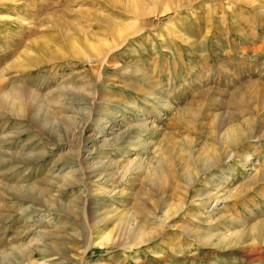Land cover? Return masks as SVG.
<instances>
[{"label": "rangeland", "instance_id": "obj_1", "mask_svg": "<svg viewBox=\"0 0 264 264\" xmlns=\"http://www.w3.org/2000/svg\"><path fill=\"white\" fill-rule=\"evenodd\" d=\"M262 233L264 0H0V264H264Z\"/></svg>", "mask_w": 264, "mask_h": 264}, {"label": "bare ground", "instance_id": "obj_2", "mask_svg": "<svg viewBox=\"0 0 264 264\" xmlns=\"http://www.w3.org/2000/svg\"><path fill=\"white\" fill-rule=\"evenodd\" d=\"M88 42V41H87ZM98 43V42H97ZM33 46H34V48H32L31 46H27V45H25L26 47H25V52L24 53H26L27 52V54H32L34 51H37V52H39L40 54V56H43L44 55V53L43 52H41L45 47H46V42L44 41V40H38V41H36V42H34L33 44H32ZM49 49V48H48ZM76 49H78V47L76 48ZM79 50V49H78ZM80 51L81 50H79V55H80ZM71 53H73V51L71 52ZM77 53H78V51H77ZM62 54V53H61ZM70 54V53H69ZM81 54H83V53H81ZM74 55V54H73ZM78 55V54H77ZM76 55V56H77ZM25 56V55H24ZM24 56H21V57H24ZM27 56V55H26ZM52 56V55H51ZM81 57V56H80ZM27 59V58H26ZM77 59H79V58H77ZM84 59H86V57L84 58ZM93 59V58H92ZM90 60H91V57H90ZM49 62V61H48ZM43 64V63H42ZM15 91V90H14ZM13 91V92H14ZM24 92H25V87L24 86H22V97H23V114H24V117L26 116V112H28V110H32V107L31 108H29V109H27V106H26V101H25V95H24ZM30 92V91H29ZM62 92H68V90L67 89H64ZM84 92V91H83ZM9 93V92H8ZM57 93H58V91H57ZM7 94V93H6ZM11 96H12V94L11 93H9ZM15 94H17V96H18V92H16ZM8 95V94H7ZM6 95V96H7ZM10 95H9V97H10ZM64 95V94H63ZM63 95H61V97H62V99H63ZM15 96V95H14ZM65 96V95H64ZM4 97V96H3ZM13 97V96H12ZM77 97V96H76ZM81 98L82 99H80V100H78L79 102H82V104L83 105H85L86 106V112H89L88 113V115L87 116H84V124L81 126V128L79 129L81 132H82V134H83V132H85L86 131V127H88L89 125H91V122H93V121H97V120H99V122H100V126L103 124V120L102 119H99V115H98V112H96V106H97V98H96V95L95 94H90V96L89 95H86V96H81ZM5 99H7L6 97H5ZM4 99V100H5ZM15 99V98H14ZM61 99V98H60ZM9 100V99H8ZM7 100V101H8ZM17 100V99H16ZM71 102V101H70ZM70 102H68V100H66V99H63V100H61V102L59 103V107H61V108H63L64 110H66V111H69V110H74V107H75V105L74 104H70ZM9 103V102H8ZM19 104V103H18ZM28 104V103H27ZM29 104H31V103H29ZM28 104V105H29ZM9 105H11V104H9ZM21 105V104H20ZM80 105V104H79ZM82 105V106H83ZM16 107V108H18V105H17V103H15V102H13V105L11 106L12 108L13 107ZM21 109V108H20ZM12 110V109H11ZM74 112L77 114V115H79V116H82V114L83 113H81V112H78V111H75L74 110ZM108 113H110V114H112V112H110L109 110L108 111H105L104 112V114H106L107 116H108ZM99 114H100V112H99ZM109 114V115H110ZM109 123V122H108ZM107 123V124H108ZM93 124V123H92ZM44 126V125H43ZM130 126V125H129ZM45 127H46V124H45ZM47 128H48V126H47ZM47 128H45V129H47ZM44 129V130H45ZM53 130H54V128H53ZM24 131H25V134H26V129H24ZM46 131V130H45ZM49 131H50V129H49ZM52 132V131H51ZM54 132V131H53ZM47 133V132H46ZM65 133V132H64ZM53 134V133H52ZM52 134H49V132H48V136H49V138L50 139H52V140H55L56 141V143L58 144L59 142H61V143H63V140H59V139H57V137H55V136H53ZM69 134V133H68ZM101 134V131L99 130V132H97V134L95 135V136H90L89 137V139H84V140H80V143L79 144H77V146L76 147H78V150L75 152V154H73L74 155V157H80L81 155H82V152H83V150L84 149H86V150H89V146H88V144L90 143H92L93 141H96V140H98V138H99V135ZM94 135V134H93ZM123 135H124V132H122V130L120 129L116 134H114V136H113V138H110L109 139V141L108 142H106V141H104L103 143H102V145H101V147L99 148V149H106V148H108L109 146H111V144H117V143H119L120 141H121V138L123 137ZM61 136V135H60ZM68 136V135H67ZM81 137V136H80ZM71 151V150H70ZM50 154V151H49V149L47 148L46 149V151H45V153L43 152L42 153V156L43 157H45V156H47V155H49ZM72 155V156H73ZM65 158H70V156L69 157H67V156H65L64 154H61L59 157H58V159L54 162V167L53 168H57L58 166H59V163H61ZM129 162V165H130V167L132 168L133 167V165L134 164H132L131 165V163H134V162H130V161H128ZM83 163V162H82ZM83 166H85L84 167V169H85V174L87 175V178L88 179H90V180H93L94 178H96V177H100L101 175H102V173H104V169H101V168H99V167H95L92 163H89V161L88 160H86V162H84V165ZM52 174H54V172L53 171H50ZM83 176V175H82ZM55 178H57V176H55V175H50L48 178H47V180H49V181H51V180H55ZM86 178V177H85ZM59 179V178H58ZM33 187H31V186H28V199H29V201H31V200H34V201H37L36 200V198L35 199H33L31 196H32V193H33ZM35 191H36V189H35ZM37 192V191H36ZM40 195V194H39ZM39 195H38V197H39ZM38 203H39V200H38ZM30 208V207H29ZM23 211H25V210H23ZM110 213V215L112 214L111 213V211L110 212H108V214ZM109 216V215H108ZM251 232L255 235V233H256V229L254 228V229H252L251 230ZM251 234V233H250ZM262 234H264V233H262ZM256 236V235H255ZM263 236V235H262ZM259 238V237H258ZM262 237H260L259 239H261ZM148 242H149V240H147ZM147 241H145V242H147ZM110 242V239L108 238V237H104V239L102 240V242H101V245H105V244H108ZM144 242V243H145Z\"/></svg>", "mask_w": 264, "mask_h": 264}]
</instances>
